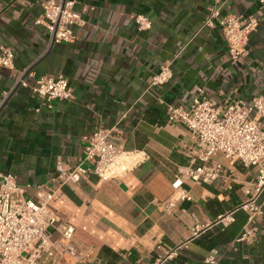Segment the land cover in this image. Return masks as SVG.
I'll return each instance as SVG.
<instances>
[{
    "label": "crops",
    "instance_id": "obj_1",
    "mask_svg": "<svg viewBox=\"0 0 264 264\" xmlns=\"http://www.w3.org/2000/svg\"><path fill=\"white\" fill-rule=\"evenodd\" d=\"M47 0H0V47L15 49L14 68L0 67V93L9 92L0 110V172L17 174L21 184L48 182L59 160L76 164L84 155L83 137L98 127L117 128L115 144L135 158L116 178L84 177L61 188L50 202L76 229V256L63 253L43 264H264V219L254 242L238 241L248 214L221 218L247 199L255 171L217 156L225 171L214 184L184 183L192 199L171 212L173 185L189 167L193 140L184 125H169L166 104L187 108L203 88L209 97L232 95L246 102L264 95V1L262 0H75L82 25L68 43L49 44V32L35 21ZM213 7L224 14L256 16L248 55L232 61L217 28L204 25ZM151 19L138 28L136 17ZM171 64L161 86L152 78ZM69 78L73 101L48 108L18 86L44 75ZM39 109V110H38ZM55 239L66 241L58 232ZM185 243L176 254L171 249ZM104 248L118 254L113 258ZM168 256V257H167Z\"/></svg>",
    "mask_w": 264,
    "mask_h": 264
},
{
    "label": "built area",
    "instance_id": "obj_2",
    "mask_svg": "<svg viewBox=\"0 0 264 264\" xmlns=\"http://www.w3.org/2000/svg\"><path fill=\"white\" fill-rule=\"evenodd\" d=\"M75 3V0H47L42 4L44 12L35 22L47 27L50 45L74 40L73 27L83 24L81 15L74 11ZM136 22L140 30L152 27L151 19L144 15H138ZM204 25L221 32L232 61H237L248 55L249 37L257 29L259 18L224 14L220 7H213ZM15 56L13 47L1 46L0 67L14 68ZM171 77V64L165 63L153 76L151 85H164ZM18 84L29 87L32 95L48 108L53 107L55 100L74 99L72 84L62 73L40 76L32 85L22 76ZM9 95L0 93V109ZM166 116L169 125H184L193 142L187 149L189 167L174 181L177 193L163 204L165 210L171 212L178 203L192 199L184 188L187 180L214 184L220 179L225 167L217 156L240 162L254 169L255 178L246 189L247 199L221 220L226 226L235 221V211H245L248 224L238 241L254 242L258 231L255 225L264 219V95L246 102L228 94L209 97L203 88H198L187 108L166 104ZM116 133L117 128L98 127L85 135L84 155L76 164L59 160L48 182L21 184L17 174L0 172V264H43L63 253L77 255L72 244L75 227L64 221L50 202L61 188L78 184L84 177L110 179L131 170L136 160L113 142ZM56 232L66 244L54 238ZM184 244L171 249L168 256L176 254ZM216 254L213 250L206 262L215 263ZM162 261L160 258L154 264ZM57 264L68 263L59 258Z\"/></svg>",
    "mask_w": 264,
    "mask_h": 264
},
{
    "label": "trees",
    "instance_id": "obj_3",
    "mask_svg": "<svg viewBox=\"0 0 264 264\" xmlns=\"http://www.w3.org/2000/svg\"><path fill=\"white\" fill-rule=\"evenodd\" d=\"M103 251L108 252V253H111V255H112L113 258H117L118 257V254L113 253L112 250H110L108 248H104Z\"/></svg>",
    "mask_w": 264,
    "mask_h": 264
},
{
    "label": "water",
    "instance_id": "obj_4",
    "mask_svg": "<svg viewBox=\"0 0 264 264\" xmlns=\"http://www.w3.org/2000/svg\"><path fill=\"white\" fill-rule=\"evenodd\" d=\"M52 45H54V44H52ZM18 86H20V84H18ZM1 110V109H0Z\"/></svg>",
    "mask_w": 264,
    "mask_h": 264
}]
</instances>
